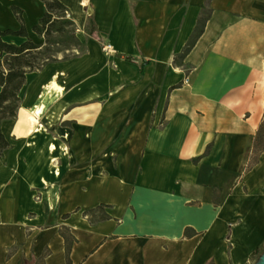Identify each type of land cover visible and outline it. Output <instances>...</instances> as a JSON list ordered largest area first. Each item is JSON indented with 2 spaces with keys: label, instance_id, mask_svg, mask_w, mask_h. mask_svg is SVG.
I'll return each mask as SVG.
<instances>
[{
  "label": "crops",
  "instance_id": "1",
  "mask_svg": "<svg viewBox=\"0 0 264 264\" xmlns=\"http://www.w3.org/2000/svg\"><path fill=\"white\" fill-rule=\"evenodd\" d=\"M63 1L84 46L29 73L2 123L0 264H68L62 225L72 264H247L264 241V150L245 168L264 118V0ZM13 5L41 40L45 2L0 0V28L21 26ZM42 76L61 87L46 103L31 93ZM101 202L112 217L92 222Z\"/></svg>",
  "mask_w": 264,
  "mask_h": 264
},
{
  "label": "trees",
  "instance_id": "2",
  "mask_svg": "<svg viewBox=\"0 0 264 264\" xmlns=\"http://www.w3.org/2000/svg\"><path fill=\"white\" fill-rule=\"evenodd\" d=\"M43 1L46 4L45 11L33 27L41 40H36L30 35L23 17V9L17 5H13V9L21 20V26L19 28H0V157L12 145L3 131L2 123L5 119L17 117L22 103L21 92L28 82L29 73L40 71L49 62L60 60V54H63L62 58H68L73 55L75 49H81L84 46V42L78 34V23L74 19L70 7L63 0ZM211 12L212 8L210 7L202 9L184 48L175 55L174 64H185V58L204 32ZM7 35L22 36L23 39L21 41L9 40L6 38ZM123 54L127 59L134 60L133 54L127 52ZM177 85L179 84L172 87ZM214 143V139L208 142L206 149L194 156L193 160L198 162L203 156L209 154ZM263 150L264 118L257 129L251 156L245 165L246 169H250L258 162ZM221 191V186L214 187L213 199L216 205L221 200ZM110 205L101 202L94 207L85 209L84 213L89 216L92 222L110 218L112 215L107 209ZM60 231L65 238L68 264H72L70 254L77 238L67 225H62ZM197 232L196 228L188 225L185 227L184 235L192 236ZM263 254L264 241L252 251L247 264H253ZM206 264L216 263L214 259H209Z\"/></svg>",
  "mask_w": 264,
  "mask_h": 264
},
{
  "label": "bare ground",
  "instance_id": "3",
  "mask_svg": "<svg viewBox=\"0 0 264 264\" xmlns=\"http://www.w3.org/2000/svg\"><path fill=\"white\" fill-rule=\"evenodd\" d=\"M60 90L61 87L53 80H50L47 76H42L40 79L36 80L31 87V93H41V95H43V101L45 103L48 102L49 100H52V98ZM29 101H30V96L26 100V103H28ZM34 120L35 118L33 117V121Z\"/></svg>",
  "mask_w": 264,
  "mask_h": 264
},
{
  "label": "rangeland",
  "instance_id": "4",
  "mask_svg": "<svg viewBox=\"0 0 264 264\" xmlns=\"http://www.w3.org/2000/svg\"><path fill=\"white\" fill-rule=\"evenodd\" d=\"M75 52V50H74ZM253 264H264V257H260L258 259H256Z\"/></svg>",
  "mask_w": 264,
  "mask_h": 264
},
{
  "label": "built area",
  "instance_id": "5",
  "mask_svg": "<svg viewBox=\"0 0 264 264\" xmlns=\"http://www.w3.org/2000/svg\"><path fill=\"white\" fill-rule=\"evenodd\" d=\"M108 47V49L110 48V44H106L105 45V48H107ZM186 81H189V77H186V79H185Z\"/></svg>",
  "mask_w": 264,
  "mask_h": 264
},
{
  "label": "water",
  "instance_id": "6",
  "mask_svg": "<svg viewBox=\"0 0 264 264\" xmlns=\"http://www.w3.org/2000/svg\"><path fill=\"white\" fill-rule=\"evenodd\" d=\"M261 257H264V254Z\"/></svg>",
  "mask_w": 264,
  "mask_h": 264
}]
</instances>
